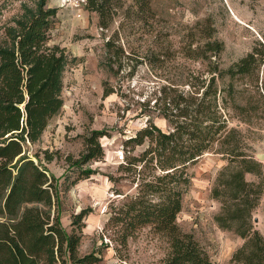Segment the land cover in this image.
Instances as JSON below:
<instances>
[{"label": "trees", "instance_id": "trees-1", "mask_svg": "<svg viewBox=\"0 0 264 264\" xmlns=\"http://www.w3.org/2000/svg\"><path fill=\"white\" fill-rule=\"evenodd\" d=\"M85 2L97 13L102 31L118 20L104 44L108 66L116 72L128 57L120 43L123 26L128 20L137 29L148 23L154 14L151 0ZM46 3L38 0L34 11L29 10L7 30L9 43L0 47V264H95L102 260L99 250L85 254L78 250L81 220L90 209L73 214L67 232L60 220L55 178L41 166L38 154L27 150L63 105V72L68 56L64 47L49 43L57 9L46 7ZM201 33L203 43L189 46L188 51L204 68L196 74L189 71L179 83L171 80L162 85L153 103L160 104L158 114L167 121L168 129H161L148 116L145 125L124 141L131 148L143 145L122 165L123 177L135 184L136 192L123 196L112 208L105 227L115 233V244L125 246L137 230L148 226L167 244L160 264H215L192 233L182 230L177 222L189 183L188 167L213 151L227 160L211 189V196L221 202L215 221L244 239L234 253L235 260L264 264V238L252 222L264 181L245 178L250 173L262 176L261 164L247 152L240 128L231 124L234 115L245 119L252 98L264 104V88L259 86L264 79L257 73L264 59V45L258 42L236 62L222 68L217 59L222 41L212 38L211 28ZM152 42L147 47H151L150 55L144 56L149 62L159 60L160 52ZM136 64L137 60L131 64V71ZM244 77H252L254 94L250 96L239 95L233 83ZM112 91L105 84L103 96ZM101 135V131L92 130L85 138L84 153L71 164L100 154ZM92 172L82 170L84 177Z\"/></svg>", "mask_w": 264, "mask_h": 264}, {"label": "rangeland", "instance_id": "rangeland-1", "mask_svg": "<svg viewBox=\"0 0 264 264\" xmlns=\"http://www.w3.org/2000/svg\"><path fill=\"white\" fill-rule=\"evenodd\" d=\"M37 2L0 0V47L9 43L7 30L25 18L29 10L34 11ZM46 7L57 9L49 43L64 47L68 56L63 72V105L27 150L32 155L37 153L41 166L55 178L60 220L67 232L71 230L72 215L82 208L90 209L81 220L80 254L99 250L102 260L95 264H160L167 244L148 226L137 230L125 246L115 244V233L105 227L112 208L123 196L136 192L135 184L123 177L122 165L143 145L131 148L124 141L145 125L148 116L161 129H168L167 121L158 114L160 104L153 103L162 85L171 80L179 83L189 71L196 74L204 68L188 51L189 46L203 43L202 30L211 28L212 38L222 41L223 49L217 56L222 68L236 62L258 42L264 45V0H151L154 14L148 23L137 29L128 20L123 26L120 43L128 57L123 58V67L116 72L108 66L104 44L118 20L102 31L97 13L86 7L85 0H47ZM152 41L160 53L159 60L149 62L144 56L150 55L151 47H147ZM257 73L264 79V59ZM225 81L227 77L219 85ZM233 83L239 95L254 94L252 77ZM105 84L113 91L103 96ZM259 86L263 90L264 82ZM249 108L245 119L234 115L231 124L240 128L247 152L256 157L264 153V104L254 97ZM92 130L102 132L98 137L101 153L86 162L71 164L84 153L85 138ZM121 151L123 160L118 159ZM256 159L262 176L250 173L245 178L264 181V156ZM226 164L220 153L208 151L188 167L189 183L177 222L182 230L192 233L215 264H241L233 256L244 239L220 227L214 218L221 202L211 196V189ZM87 169L93 172L84 177L82 170ZM252 222L264 238V191L252 212Z\"/></svg>", "mask_w": 264, "mask_h": 264}, {"label": "built area", "instance_id": "built-area-1", "mask_svg": "<svg viewBox=\"0 0 264 264\" xmlns=\"http://www.w3.org/2000/svg\"><path fill=\"white\" fill-rule=\"evenodd\" d=\"M118 159H120V160L124 159V155H123L122 151L118 154Z\"/></svg>", "mask_w": 264, "mask_h": 264}, {"label": "water", "instance_id": "water-1", "mask_svg": "<svg viewBox=\"0 0 264 264\" xmlns=\"http://www.w3.org/2000/svg\"><path fill=\"white\" fill-rule=\"evenodd\" d=\"M263 156H264V153H257V154H256V157H257L258 159L263 158Z\"/></svg>", "mask_w": 264, "mask_h": 264}]
</instances>
